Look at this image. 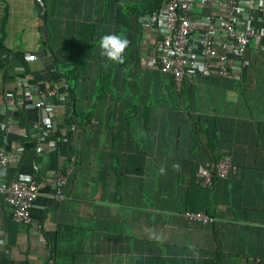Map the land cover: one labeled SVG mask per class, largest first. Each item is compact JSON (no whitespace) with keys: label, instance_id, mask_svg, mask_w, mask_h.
<instances>
[{"label":"crops","instance_id":"crops-1","mask_svg":"<svg viewBox=\"0 0 264 264\" xmlns=\"http://www.w3.org/2000/svg\"><path fill=\"white\" fill-rule=\"evenodd\" d=\"M142 1L117 0L122 5ZM37 2L0 0V20L7 7L0 61V150L9 155L0 175L10 180L31 174L39 193L27 225L12 218L0 197V264L264 260V69L254 73L250 86L239 65L230 76L213 71L185 78L192 86L182 95L181 108L168 78L161 76L160 82L147 70L155 66L159 33L141 21V64L118 71L112 92L97 99L95 64L85 59L76 81L68 84L54 74L51 53L70 62L88 46L84 30L89 22L78 10V4L88 8V0H53L50 48L42 42ZM208 11V6L201 7L195 17ZM254 25H264V17L255 13ZM248 49H260L264 67V42ZM26 87L54 105L49 126H35L45 114L31 103L19 111L9 108ZM202 118L210 119L203 122L217 137L220 157L234 158L239 166L237 174L207 189L209 197L193 188L199 183L196 163L207 154L203 146L195 148L191 127ZM61 175L65 197L57 201L54 180ZM190 203L205 206L214 221L186 220L182 212Z\"/></svg>","mask_w":264,"mask_h":264},{"label":"built area","instance_id":"built-area-1","mask_svg":"<svg viewBox=\"0 0 264 264\" xmlns=\"http://www.w3.org/2000/svg\"><path fill=\"white\" fill-rule=\"evenodd\" d=\"M204 6H208L209 11L195 17L196 10ZM255 13L264 17V1L161 0L158 9L140 16V20L159 33L152 63L158 64L162 72L172 75L176 85H179L184 78H192L197 73L208 76L214 71L220 76H227L233 73L236 65L245 66L248 61L244 54L248 48L264 42V25H254ZM53 93L51 90L48 95ZM29 103L42 108L45 114L35 126H49L54 105L29 87L9 108L19 111ZM37 150L40 151L41 147ZM8 163V153L0 150V167ZM238 169L229 157H222L216 162L208 159L198 167V182L207 186L212 183L214 175L229 178L237 174ZM64 180V175L54 180L53 198L57 201L65 197L62 192ZM38 194L33 175L18 174L10 180L0 175V197L18 223H30V210ZM182 216L188 221H214L213 217L200 210H184ZM256 264H264V260L257 259Z\"/></svg>","mask_w":264,"mask_h":264},{"label":"trees","instance_id":"trees-1","mask_svg":"<svg viewBox=\"0 0 264 264\" xmlns=\"http://www.w3.org/2000/svg\"><path fill=\"white\" fill-rule=\"evenodd\" d=\"M37 2V0H36ZM42 3L37 2L39 15L42 19V32L44 38L42 42L45 45L48 44L50 38V30H49V21L53 16V0H41ZM89 6L86 8L84 5L78 4V10L82 11L83 19H86L89 22L84 30V34L88 36V46L84 48L85 50L79 55V57L73 61L61 62L54 56L53 50L51 51L53 58L55 59V64L57 66L54 74L59 78H64L68 84L70 81H76L78 68L81 63L85 59H89L95 64L96 69L99 71L98 79L96 82V95L97 99H101L105 97L108 92H112V87H115L116 79L118 71L120 72L125 67L133 64H141L139 57L140 50V40L141 33L143 30V25L140 20V16L150 13L158 9L161 5V0H143L139 5H122L118 4L117 0H88ZM87 9V10H86ZM86 11V12H85ZM7 14V7L3 9V15L0 20V61L1 55L5 52L4 45V23ZM115 33L117 35L122 36L127 39L129 44L123 53V62L116 63L107 60V58L100 55L101 49L99 47L100 38L103 35ZM253 50L248 49L245 52L244 58L248 61V63L243 66L241 69L245 71V85L250 86L253 81V75L255 72L264 69L261 64L260 56L258 57L257 53H260V49L256 51V53L252 52ZM1 64V62H0ZM60 65V66H59ZM154 68L150 69L147 67V70L156 74L158 80L161 82L162 77L166 76L168 78V85L171 86V92L173 93V97L177 100L178 106L181 108L183 106L182 95L186 90H188L192 85H189L188 79H183L179 85H176L174 78L172 75L162 72L159 68L158 64L153 66ZM229 74L228 76H230ZM239 78V77H238ZM238 83V81H237ZM239 84V83H238ZM257 89L260 87V84L256 86ZM260 89V88H259ZM258 89V90H259ZM253 92H256L254 89ZM111 94V93H110ZM69 95L72 100V90H69ZM51 102V101H50ZM191 118V116H190ZM201 121H192L191 127V135L193 141L195 143V148L199 149L202 146L205 148L206 157L202 160H199L196 163V171L200 164L205 160L218 161L221 157L218 153L217 146V137L213 136L210 132V129L207 123L210 122V119L202 118ZM88 119L83 120V124H85ZM206 121V122H203ZM204 138V140H203ZM205 141V144L202 142ZM232 163H234L238 168V163L234 160V158H230ZM232 177V176H231ZM226 178H218L215 175L212 177L211 184L207 186H201L199 183L195 188L199 192H203L206 197H209L207 189L214 186L217 183V180H222ZM206 190L204 192V190ZM187 210L197 211L198 209H202L206 207L203 205L196 204H188ZM206 213H208V209H206Z\"/></svg>","mask_w":264,"mask_h":264},{"label":"clouds","instance_id":"clouds-1","mask_svg":"<svg viewBox=\"0 0 264 264\" xmlns=\"http://www.w3.org/2000/svg\"><path fill=\"white\" fill-rule=\"evenodd\" d=\"M128 40L115 33L103 35L99 41V47L101 49L100 55L107 58V60L122 63L123 53L128 47ZM174 167H178L175 165ZM164 172V169H161Z\"/></svg>","mask_w":264,"mask_h":264}]
</instances>
